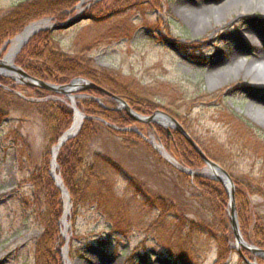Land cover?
Segmentation results:
<instances>
[{
    "label": "rangeland",
    "instance_id": "374dc122",
    "mask_svg": "<svg viewBox=\"0 0 264 264\" xmlns=\"http://www.w3.org/2000/svg\"><path fill=\"white\" fill-rule=\"evenodd\" d=\"M23 1L0 0V10L7 13ZM72 1L76 2L72 9L73 18L87 15L88 9L101 0ZM158 1L161 3L159 10L134 9L118 18L110 16L99 26L87 20L53 33L61 49L70 54L86 45L91 46L94 39L100 41L90 55L97 69L119 71L141 85L179 92L184 99L179 103L181 119L172 118L181 126L185 123L188 131L185 132L208 154L215 157L232 149L231 155L224 156L232 157L228 162L231 167H228L237 183L254 179L260 164L238 154V143L246 142L244 134L235 126H229L225 117L229 113L238 115L259 129V134H264V70L250 72L247 66H230L228 61L237 48L242 50L237 56L238 62H250L257 54L256 44L244 43L251 30L256 39L257 31L264 38V9H260L264 0H201L205 11L196 24L189 22L188 13L196 0ZM106 12L103 13L108 14ZM46 19L52 18L38 21ZM127 27L128 38L117 40L107 34ZM10 46L0 53V59ZM15 92L33 99L31 91L17 89ZM59 100L67 102L70 108L66 98L60 96ZM136 124L129 128L164 149L149 131L152 125ZM142 142L129 156L123 153L118 165L124 174L132 175L136 190L138 183L142 184L148 199L122 176L115 178L108 173L112 192L102 197L99 209L94 204L79 210L74 219L72 208L69 209L65 222L67 228L61 236L64 245L60 258L65 250L63 264H246L235 253L233 244L229 246L227 261L217 260L214 235L197 239L196 250L185 263L178 250L168 253L161 248L156 242L159 235L153 228L157 217L151 207L156 202L151 197L154 192L163 198L169 196L178 205L189 204L187 219L203 220L209 208L188 188L187 182L193 178L184 174L185 177L180 176L181 173L179 175L176 168L162 159L148 142ZM227 142L235 147L229 148ZM46 145L44 127L34 111L22 107L0 121V264H35V242L42 232L37 217L44 209L34 202L29 180L43 161ZM91 150H107L113 156V145L102 137L94 141ZM253 186L251 183L248 189L250 210L255 219L264 223V198ZM148 200L151 205L147 204ZM99 213L111 214L110 219L120 232L113 233L105 216ZM72 250L76 251L74 257L70 256ZM245 254L242 252L243 258L254 263L255 259ZM184 255L188 257L187 253ZM260 262L257 259L256 263Z\"/></svg>",
    "mask_w": 264,
    "mask_h": 264
},
{
    "label": "trees",
    "instance_id": "16d2710c",
    "mask_svg": "<svg viewBox=\"0 0 264 264\" xmlns=\"http://www.w3.org/2000/svg\"><path fill=\"white\" fill-rule=\"evenodd\" d=\"M75 3L72 0H25L7 13L0 10V49L6 41L20 34L32 22L43 18H53L58 23L65 22L73 15L72 9ZM160 5L158 0H101L90 7L86 13L91 17L90 21L95 26H99L110 16L118 18L119 15L134 9L159 10ZM107 34L117 40L129 37L128 27L119 32L109 31ZM99 42L94 39L91 46L86 45L70 54L61 49L53 32H39L31 37L21 49L15 59V65L28 76L57 86H64L73 80L83 79L123 100L132 111L143 116H150L155 111L161 110L177 120L181 119V114H178L181 107L179 103L184 99L176 90L164 91L158 86H144L130 77H124L119 71L97 69L90 55L93 47ZM0 85L9 88V90H4L0 87V121L5 120L10 112L26 107L34 111L44 127L47 145L42 155L43 161L29 180L33 189L34 202L40 209H44L37 217L42 232L35 242L34 260L35 264H63L60 253L64 242L59 229L63 199L48 175V170L50 148L70 128L72 110L67 102H60V96L15 85L11 80L2 77H0ZM17 89L31 91L33 99L18 95V92H15ZM78 95L80 97L76 99V106L84 114L86 120L78 134L65 142L56 156V173L69 195L73 219L79 210L90 208L94 204L98 209L100 208L102 197L107 192H112L108 173L115 178L122 176L131 183L133 188L137 185L132 175L124 174L125 172L118 165L120 162L118 160H121L123 153L130 154L134 152L136 146L143 143L136 133L124 131L136 123L131 121L126 113L116 111L114 109L116 103L109 97L96 91H86ZM96 100H99L105 107L100 106ZM225 118L229 126H235L237 130L243 132L244 140L247 142L246 144L240 143L242 146L238 143V154L245 155L260 164L254 179H243L241 184L234 180L229 169L231 165L228 164L232 157L224 156V154L231 155L234 152L232 149L228 150L229 152H222L223 154L218 153L214 157L208 154L195 139L194 142L209 160L228 173L235 186V212L242 239L250 246L264 250V223L258 218L255 219L251 213L252 206L249 201L251 196L248 193L250 184L254 183L253 188L264 198V134H259V129L238 115L229 113ZM182 127L187 131L185 123ZM149 131L182 167L194 172L202 169V161L179 134L167 133L157 125L149 127ZM101 137L113 145V156L107 150L105 152L91 150L94 141L100 140ZM226 145L229 148L235 147V144L230 145L229 142ZM180 176L185 177L182 174ZM138 184L135 190L148 199L146 191L143 190L144 187ZM187 185L199 196L198 198L208 204L206 207L209 209L204 214L203 220L187 219L186 215L191 208L189 204L178 205L169 196L163 198L157 192L150 193L156 201L151 206L157 213L153 222V228L159 235L156 242L168 253L172 250H178V253L183 255L187 253L188 257L182 255L185 258L182 262L185 263L184 261L190 260L189 258L195 252L197 239L214 235L218 251L217 260L227 261L229 246L233 244L234 238L229 226L228 201L224 189L216 182L199 177L190 180ZM147 204L151 205V202ZM99 215L105 216L113 233L120 232L118 228H115L114 221L110 219L111 214L99 213ZM194 230L200 231L199 234ZM75 254L74 250L70 252L72 257Z\"/></svg>",
    "mask_w": 264,
    "mask_h": 264
},
{
    "label": "water",
    "instance_id": "95a60500",
    "mask_svg": "<svg viewBox=\"0 0 264 264\" xmlns=\"http://www.w3.org/2000/svg\"><path fill=\"white\" fill-rule=\"evenodd\" d=\"M78 8V7H77ZM91 20L90 16L87 15H77L76 17H71L67 19L63 23H54L53 19H46L41 20L38 22H34L26 26L22 32L15 36L12 40L7 41L0 53L3 52L6 47L10 44V49L8 50L7 54L0 59V77L10 79L17 85H23L29 88L39 89L45 92L52 93L57 96L65 97L72 109L73 117H72V124L70 128L57 140L56 144L50 150V169H49V176L52 179L55 187L61 194L63 199V214L60 220V228L61 236L63 237L64 232L67 228L66 225V217L68 215L70 207V199L69 195L64 188L62 181L58 175H56V156L59 149L64 145L65 142L74 138L86 117L83 116L76 108L75 99L79 98L80 96L77 95L79 93H83L86 91H96L101 93L107 97H110L116 104H117V111H123L129 117V119L135 123L139 124H146V125H157L160 128L166 131H173L179 134L184 141L189 145V147L194 151V153L199 157V159L204 164L203 174H196L188 169L182 168L179 164H177L172 158L168 156V154L162 149L160 145H154L153 140L147 141L142 135L139 134L140 138L144 141H147L149 145L169 164L175 167L179 172L188 175L189 177L193 178L196 176L204 177L211 181L217 182L220 184L226 194L228 200V209H229V226L234 238V249L240 255V250L246 251L247 253L251 254L255 259H259L264 261V250L257 249L256 247L250 246L244 242L242 236L239 231L238 221L235 213V204H234V192L235 187L234 184L227 174V172L219 167L216 163L210 161L206 158V156L202 153L199 147L195 144V142L189 137V135L184 131L182 126L172 117L163 113L161 111L154 112L149 117L141 116L135 112H133L128 105L122 101L121 99L116 98L115 96L110 95L104 89L82 79H76L71 81L69 84L64 86H57L50 83H46L37 79H34L28 76L20 67L15 65V59L24 45L29 41V39L35 36L39 32H55V31H65L69 28L79 24L82 21ZM1 87V86H0ZM4 89H7L4 87ZM106 126L115 129L107 124ZM132 131V130H127ZM62 258H65V250L62 251ZM246 264H256V263H248L244 260ZM69 264V262H67Z\"/></svg>",
    "mask_w": 264,
    "mask_h": 264
},
{
    "label": "bare ground",
    "instance_id": "6f19581e",
    "mask_svg": "<svg viewBox=\"0 0 264 264\" xmlns=\"http://www.w3.org/2000/svg\"><path fill=\"white\" fill-rule=\"evenodd\" d=\"M195 4L193 6H191L190 9H188V13H189V22L196 24L198 22V19L200 17V15L205 11L203 9V1L201 0H196L194 1ZM260 9H264V4L261 5ZM252 30L251 32H248V36L245 39V45H247V43L250 45L252 44V42L254 44H256L257 48H258V52L257 54L253 57L252 61L248 62L247 60H241V62L237 61V56H240V54L242 53L241 48H237L233 55L232 58L228 61V64L230 66L232 65H238L240 64L241 66H247L249 71H256V70H264V38L258 35V31H257V39H256V35L252 36ZM65 264H68L67 262H65ZM70 264V263H69Z\"/></svg>",
    "mask_w": 264,
    "mask_h": 264
}]
</instances>
